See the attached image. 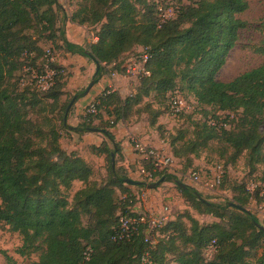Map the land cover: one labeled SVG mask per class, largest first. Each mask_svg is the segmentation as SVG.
<instances>
[{
    "label": "trees",
    "instance_id": "obj_1",
    "mask_svg": "<svg viewBox=\"0 0 264 264\" xmlns=\"http://www.w3.org/2000/svg\"><path fill=\"white\" fill-rule=\"evenodd\" d=\"M187 1L179 0L174 17L165 19L160 3L153 0H83L70 21L96 28L97 40L81 46L70 42L60 26L59 0H0V224L21 237L22 257L35 255V264H264V231L258 226L264 224L249 210L251 204L263 202L262 188L250 192L247 187L259 166L257 179L264 187V65L227 83L217 80L248 27L242 16L249 3ZM137 48L142 51L130 60L147 54L150 75L141 77L135 92L124 98L106 89L92 102L96 114L87 112L79 126L68 124L75 96H68L66 67L54 60L55 51L100 65L94 78L98 83L108 68L112 74H124L125 55ZM252 50L264 54V41ZM48 72L54 74L55 84L44 90L33 74ZM175 91L183 98L192 96L206 119L195 124L194 140L183 142L184 131L172 138L174 155L184 158L217 141L231 162L245 154L250 170L247 178L230 184L224 172L218 187L231 198L219 203L192 186L181 187L170 172L160 173L157 182L175 184L190 207L219 223L200 224L190 214L171 218L152 231L153 244L146 241L148 224L123 233L120 218L138 216L133 188L147 189L156 181L127 183V171L112 161L120 145L106 129L108 123L99 128L114 150L106 142L89 146L92 154L109 160L102 185L93 180V166L79 153L64 149L62 139L65 134L84 137L95 119L104 121L103 113L115 116V123L126 121L144 98L154 94L162 103ZM144 112L155 126L164 110L148 104ZM217 113H224L225 119ZM76 182L84 187L71 202ZM213 241L217 251L207 259Z\"/></svg>",
    "mask_w": 264,
    "mask_h": 264
},
{
    "label": "rangeland",
    "instance_id": "obj_2",
    "mask_svg": "<svg viewBox=\"0 0 264 264\" xmlns=\"http://www.w3.org/2000/svg\"><path fill=\"white\" fill-rule=\"evenodd\" d=\"M83 0H59L62 7L60 12V26L66 33L67 39L77 45L87 46L94 42L96 36V28L88 26H80L72 23L70 18L73 12L78 8V3ZM160 3V7L165 10L166 14L172 15V12L178 11L180 8L179 0H153ZM249 3L248 11L242 16V19L248 23V27L244 29L240 34V41L235 48L229 53L225 66L219 72L217 80L220 82H230L239 75L258 68L264 65V54L255 53L252 47L259 45L264 41V0H247ZM187 3V0H183ZM166 8V9H165ZM169 15V16H170ZM99 29V27H98ZM142 51L141 48H137L134 53L125 55L126 63L133 58L137 52ZM56 57L54 60H58L64 67H66V91L69 98L77 97L74 105L70 108L68 113V124L71 126H79L83 123V119L86 116L89 105L95 100L96 94L98 96L106 89L117 91L122 97H127L131 93L135 92L136 84L139 79H135L134 76H126L125 74L114 76L111 73V68L107 69V72L102 78L112 81V86L103 85L101 79L98 83H95L86 95V90L89 88L97 73V67L95 63L82 58L78 55H71L64 51H55ZM38 75L33 74V79ZM54 74L49 73L44 76V85L53 86L55 84ZM80 95L78 100V94ZM185 94V93H184ZM187 95V94H185ZM170 95L167 99L158 103L154 100V94L144 98V101L140 106L134 107L130 112L126 121H120L115 123L116 117L109 116L103 113L104 123L99 119H95L92 124V128H99L102 124L108 123L106 129L111 131L115 140L120 145V152L113 155L112 161L117 168L127 171V174L132 180L148 182L143 176L140 170L138 154L135 148L134 140L137 139L143 142L146 146L162 149L167 154L174 156V162L170 170V174L177 176V178L183 184L192 186L198 190L206 199L210 202L219 203L229 200L231 193L225 191L221 192L220 187L213 184V172L220 167L229 175L230 184L231 181H241L247 178L250 167L247 163V156L244 154L236 162H231L229 154L222 155L221 145L215 141L211 142L208 147L202 148L197 153L186 155L184 158H177L174 155V150L171 146L172 138L177 136L179 132H186V137L183 142L188 140H194V126L198 121L204 122L205 116L200 112L201 109H197L198 104L196 100L190 96L184 97L187 104V111L183 116L172 114L171 110H168L170 106ZM95 97V98H94ZM94 98V99H93ZM67 99V97H66ZM158 103V104H157ZM154 105V108L158 105L164 110L163 115L159 118L157 125H151L150 114L144 112L146 105ZM197 111V112H196ZM222 116L221 120H224V113H217ZM192 115L188 118L186 116ZM212 118L213 116H208ZM214 122L217 120L213 119ZM159 126L162 129L159 130ZM230 126L227 127L229 129ZM264 130V128H263ZM103 142L108 143L109 147L114 150V146L107 139L104 134L101 133H87L84 137L77 135L65 134L62 139V146L68 152L75 151L79 153L89 164L94 168L93 180L97 184L102 185L108 176L109 160L107 156H97L89 151L90 145H101ZM262 167H258V172L253 175L254 178L247 182V187L251 188L255 184H262L257 178L260 177ZM192 172H199L200 181L194 183L190 177ZM256 176V177H255ZM157 182V181H156ZM155 183V182H154ZM84 185L80 182H76L73 189L69 193L70 201L75 193L82 189ZM137 194V203L135 210H139L142 213L153 212L157 216L166 214L171 216L170 218L177 219L190 214L200 224H213L219 223V219L202 215L197 210L193 209L186 202L182 196L180 190L173 183H163L155 190L147 189H135ZM119 199L122 194L118 193ZM262 199V198H261ZM260 206H264L263 202L253 203L249 206V210L254 213L259 221L264 224V219L260 217L256 209ZM259 209V208H258ZM187 224L189 222L184 219ZM158 237L160 236L157 235ZM163 237V236H162ZM22 245L21 237L9 230V227L0 224V264H35L37 257L32 255L30 257H22L18 249ZM207 259H212L214 254L205 253Z\"/></svg>",
    "mask_w": 264,
    "mask_h": 264
},
{
    "label": "built area",
    "instance_id": "obj_3",
    "mask_svg": "<svg viewBox=\"0 0 264 264\" xmlns=\"http://www.w3.org/2000/svg\"><path fill=\"white\" fill-rule=\"evenodd\" d=\"M160 11L161 13H163L165 19H170L174 17V11L172 12V15L169 14L170 16L165 13V10L162 7L160 8ZM147 62H148L147 54L141 56L140 58L130 60L128 63H125L123 66L124 74L126 76H134L135 79H139L144 76H149L150 74L146 70ZM49 73L53 75L52 72H48L47 75ZM113 75L118 76L119 73L115 72L113 73ZM43 77L44 76L38 75L35 79H37L38 81L39 88L46 90L49 88V86L43 84L44 82ZM187 109L188 107L185 99L178 91H175L170 96V110L172 114L179 115L181 113H185ZM88 112L91 114L97 113V108L95 103L90 104ZM134 143L138 154L141 173L148 180L149 183L156 181L160 173L164 171L170 172L172 168V164L174 162L173 155L167 154L162 149H155L148 147L143 142L137 139L134 140ZM223 177H224V171L220 167L219 169L213 172V184L215 186H219L222 183ZM190 179L194 183H198L200 181L199 172H192ZM259 187L262 188L260 196L264 197V187H262V184H255L251 188H249L248 186V191L254 192ZM258 208L256 209V211L259 213L260 217L264 219V206H260ZM136 212H138L137 217L120 218V224L123 233H131L136 231L139 223L148 224L149 229H147L146 232V241L154 244V242H151L153 238L151 235L152 231H155L156 229L160 228L162 225L170 221L171 216L169 217L166 214H163L162 216H157L153 212L142 213L139 210ZM216 251H217V243L216 241H213L212 244L208 247V253L214 254Z\"/></svg>",
    "mask_w": 264,
    "mask_h": 264
},
{
    "label": "water",
    "instance_id": "obj_4",
    "mask_svg": "<svg viewBox=\"0 0 264 264\" xmlns=\"http://www.w3.org/2000/svg\"><path fill=\"white\" fill-rule=\"evenodd\" d=\"M99 69H100V65H97V72L99 71ZM94 84H95V81H93L91 83V85L89 86V88L86 90V93H85L86 95L89 93L90 89L93 87ZM76 99H77V97H75L73 99V101L71 102V104H70V106L68 108V111L70 110V108L72 107V105H74ZM89 131L91 133H101V134H105V132H106L105 130H102V129H93V128L92 129H89ZM127 183L128 184H131V185L137 184L134 180H131V179L127 180ZM163 183H164V179H161L158 182H155V183H152L151 185H149L148 188L151 189V190H155L156 188H158ZM180 186L183 187V188H186L187 187V185L182 184V183H180ZM258 226L264 231V227L262 225H259L258 224Z\"/></svg>",
    "mask_w": 264,
    "mask_h": 264
},
{
    "label": "crops",
    "instance_id": "obj_5",
    "mask_svg": "<svg viewBox=\"0 0 264 264\" xmlns=\"http://www.w3.org/2000/svg\"><path fill=\"white\" fill-rule=\"evenodd\" d=\"M67 37L69 38V36H67ZM96 40H97V39H96V37H95V38H94V42H96ZM82 58H83V57H82ZM102 79H103V80H102V84H103V85H108V86H110V87L112 86L113 83H112L111 80H109V79H105V78H102ZM97 96H98V94H96L95 97H97ZM95 97H94V98H95ZM94 98H93V99H94Z\"/></svg>",
    "mask_w": 264,
    "mask_h": 264
}]
</instances>
